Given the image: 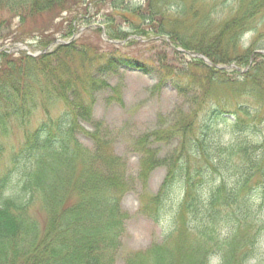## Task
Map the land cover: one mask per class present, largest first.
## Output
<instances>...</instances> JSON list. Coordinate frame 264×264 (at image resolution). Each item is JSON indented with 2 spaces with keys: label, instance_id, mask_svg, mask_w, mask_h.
I'll return each instance as SVG.
<instances>
[{
  "label": "trees",
  "instance_id": "16d2710c",
  "mask_svg": "<svg viewBox=\"0 0 264 264\" xmlns=\"http://www.w3.org/2000/svg\"><path fill=\"white\" fill-rule=\"evenodd\" d=\"M204 4L208 11L192 18L191 39L186 38L184 21H179L184 17L178 19L164 10L163 0H145L144 5H129L126 0H0V46L35 39L36 46L45 47L57 35L69 37L74 33L75 21L86 20L90 7L94 9L93 17L102 19L108 38L123 42L117 46L107 41L108 51L101 53L99 44L87 42L80 35L72 43L36 57L0 53V140L11 133V126H27L39 109L44 113V118L33 130L25 132L19 144L6 151L0 141V264L116 262L129 217L120 208L123 190L115 185L114 177L107 175L113 170L112 164L98 150L90 151L80 145L75 135L78 112L90 116L94 93L106 85L107 75L121 68L146 75L152 69L182 74L168 67L162 53L157 59L158 67L135 63L121 55L119 48L140 43L133 36H146V42L168 37L177 46L199 52L216 64H248L256 49H264L263 43L261 48L249 47L237 55L243 35L252 29L257 16H264V0H204ZM121 24L126 28L122 29ZM90 30L97 37L102 33L100 27ZM174 55L180 58L183 53L174 50ZM72 60L80 65L76 64L78 70L86 72L87 84L79 90L73 78ZM252 63L245 76L249 85L244 91L257 95V89L264 88L260 75L264 74V55L253 54ZM186 70L187 82H177L175 88L185 98L181 107L186 108L187 116L174 121L168 130L178 139L170 155L159 162L168 168L160 195L165 198L163 201H169L176 187L181 190L178 209L188 210L199 221L204 243L212 240L207 237L214 229L204 225V214L210 223H216L214 212L207 211L220 201L237 202L241 190L255 177L258 193L264 197V158L256 154L260 141L251 140V133L258 129L250 130V125H245L248 123L234 112L225 111L222 102L211 108L205 119L204 115L202 120L198 118L204 111V102L213 98L208 91L212 84H233L234 76L198 58H193ZM168 78L161 77L155 87ZM80 92L92 101L81 98L85 103L82 105L78 100ZM54 103L58 110L62 105L64 112L52 118L48 111ZM238 111L247 115L249 109L241 105ZM221 122L231 126V133L236 135L233 152L241 153L245 161L237 169V180L231 189L221 181L204 196V164L214 169L222 162L221 143L215 141L212 133ZM152 164L155 162L149 160L147 166ZM36 207L46 215L43 223L32 215ZM240 208L243 221H247L248 209ZM192 259L188 257L189 264ZM147 260L134 255L127 264H187L185 258L183 263L176 260L166 245L151 247ZM222 260L224 264H244L232 253L222 256ZM193 263L204 264V254Z\"/></svg>",
  "mask_w": 264,
  "mask_h": 264
},
{
  "label": "rangeland",
  "instance_id": "374dc122",
  "mask_svg": "<svg viewBox=\"0 0 264 264\" xmlns=\"http://www.w3.org/2000/svg\"><path fill=\"white\" fill-rule=\"evenodd\" d=\"M126 1H129V5L145 4V0ZM163 2L164 10L171 11L178 19L184 17L179 21H184L188 32L186 38L192 37L191 25L194 14L202 16L208 11L204 0H163ZM93 14L94 9L90 7L86 20L75 21L74 31L82 30L81 35L87 42L99 44L100 52L107 53L108 42L102 35L97 37L90 30L93 24L102 25L100 16L95 18ZM102 14L104 12L100 15ZM121 28L124 29L126 26L121 24ZM127 30L130 31L128 26ZM56 37L62 38L60 35ZM242 39L243 43L237 55L247 51L249 47L252 49L262 47L264 16L256 17L252 29L245 33ZM29 41L32 43L31 46L28 45L30 51L39 49L38 46L35 48V39ZM164 41L166 45L160 44L159 40L139 41V44L119 48V53L135 63L151 67H158L157 59L159 53H162L161 57H165L168 67L182 72L183 75L176 76L167 72L160 74L153 69L146 75L139 71L121 68L116 73L107 75L106 85L94 93L90 116L81 111L77 115L78 128L75 130V135L80 145L90 151L98 150L112 164L113 170L107 175L114 177L115 185L123 190L120 208L129 217L119 256L114 264H127V259L134 255L147 260V253L154 245H166L176 260L181 259L183 263L185 258L187 264H189L188 257H193L190 261L192 264L194 261L198 262L203 254L204 264H224L220 259L224 255L230 256V253L241 258L244 264H264V197L263 194L258 193L257 177L241 190L237 202L230 200L229 203L224 204L220 201L211 211H207L214 212L216 223L214 221L210 223L208 216L204 214V225L214 228L207 237H211L212 240H206L204 243L199 232L201 229L199 221L194 220L188 210L178 209L180 197L181 199L183 197V195L179 196L181 190L176 187L169 201H163L165 198L162 199L160 195V187L168 168L159 162L170 155L178 139L168 130L175 124L174 121L187 116L186 108L181 107L185 98L178 94L175 83L187 82L186 68L192 60L187 54H183L180 58L174 55L175 48L171 44L177 45L169 43L165 38ZM8 44L10 47L15 46L13 42ZM25 50L21 49L19 52ZM73 60L71 66L74 70L73 78L79 90L81 85L87 84V77L84 70H78L77 65L79 67L80 65L77 63L76 65ZM233 64L238 69L226 70L227 75L234 76L231 81L233 84L226 86L218 82L212 84L208 91L213 98L204 102V111L200 112L198 118L202 120L204 115L205 119L209 110L222 102L225 106L224 110L234 112L236 117L248 123L245 125H250V130L251 127L258 129V132L251 133V140L260 141L258 147H261L256 154L264 158V88L257 89V95L249 90L244 91L249 85V81H245V76L253 63L249 65V63L234 62ZM181 69L185 70L181 71ZM260 75L261 82L264 83V74ZM170 76L174 78H168ZM161 77L168 79L155 87ZM86 95L83 92L79 93L78 100L82 105L85 103L81 98L88 103L92 101V98ZM71 99L69 97V100ZM241 105L248 107L247 115L238 111ZM63 112L62 105L58 110L57 104H50L48 113L52 118ZM43 118V109H39L27 126H11V133L0 140L5 145L6 151L22 142L25 132L33 130ZM231 131V126L223 122L213 128L215 141L221 143L222 162L214 169L209 164H204V180L200 178L201 183L204 184V196L209 189L219 185L221 181L225 182V188L228 189L236 183L237 169L243 165L245 159L241 153L233 152L236 135ZM147 150L150 152L149 155ZM149 160L155 162L152 167L147 166ZM239 206L248 209L247 221H243L241 217L243 209ZM32 215L42 223L46 219L45 213L39 207L32 211Z\"/></svg>",
  "mask_w": 264,
  "mask_h": 264
},
{
  "label": "water",
  "instance_id": "95a60500",
  "mask_svg": "<svg viewBox=\"0 0 264 264\" xmlns=\"http://www.w3.org/2000/svg\"><path fill=\"white\" fill-rule=\"evenodd\" d=\"M80 32H81V30L80 31H78L77 33H75L72 37H70L68 40H64V39H60V38H58V39H55L54 41H52L47 47H45V48H43V49H41V50H38V51H36L35 53H30L29 52V50H28V46L27 45H25V44H18L17 46H14V47H10L9 48V46L8 45H6V46H4V47H1L0 48V52L1 51H5V52H14V51H16V50H18V49H20V48H25V49H27V54H31V55H37V54H43V53H46V52H49L53 47H55L56 45H58V44H67V43H69L70 41H72L74 38H76L79 34H80ZM103 36L104 37H106V35H105V33L103 32ZM184 52H186V53H189V54H191V55H197V56H199V57H201L202 59H204L207 63H209L210 65H212V63L206 58V57H204L203 55H200V54H193L192 52H189V51H184ZM259 52H262V53H264V51H259ZM218 68H227V69H231V68H236L237 69V67L236 66H234V65H230V66H217Z\"/></svg>",
  "mask_w": 264,
  "mask_h": 264
}]
</instances>
